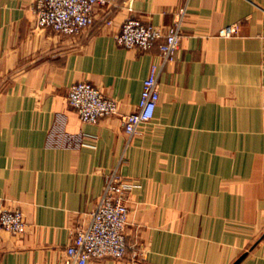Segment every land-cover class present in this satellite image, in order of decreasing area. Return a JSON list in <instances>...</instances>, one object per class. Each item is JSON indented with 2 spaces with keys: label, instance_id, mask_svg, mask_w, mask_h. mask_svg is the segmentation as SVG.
I'll use <instances>...</instances> for the list:
<instances>
[{
  "label": "crops",
  "instance_id": "obj_1",
  "mask_svg": "<svg viewBox=\"0 0 264 264\" xmlns=\"http://www.w3.org/2000/svg\"><path fill=\"white\" fill-rule=\"evenodd\" d=\"M38 1L0 0V210L27 224L0 232V264H62L114 173L130 186L127 252L99 264H264V0H104L78 38L39 28ZM184 5L153 119L129 140L121 117L160 42L139 52L116 36L128 19L167 32ZM78 82L118 115L82 122L66 99Z\"/></svg>",
  "mask_w": 264,
  "mask_h": 264
},
{
  "label": "built area",
  "instance_id": "obj_2",
  "mask_svg": "<svg viewBox=\"0 0 264 264\" xmlns=\"http://www.w3.org/2000/svg\"><path fill=\"white\" fill-rule=\"evenodd\" d=\"M103 2L104 0H39L33 12L34 21L39 28L78 38L93 27L95 9ZM186 14L187 5L178 8L167 32L159 26L128 19L116 36L119 47L139 52H146L152 44L160 42V65H153L143 81L136 112L121 117L129 140L137 134L141 125L150 123L153 119L159 102V76L162 68L173 60L179 48ZM109 23L108 20L107 24ZM233 31L232 28H227L224 31L225 37H230ZM66 99L79 119L85 123L93 124L103 118L118 115L115 100L107 98L97 87L87 82L70 86ZM129 189L130 186L124 184L116 173L108 178L94 210L77 218L62 264H99L105 258L119 259L126 255ZM26 226L21 210H0V232L4 236L20 239L26 232Z\"/></svg>",
  "mask_w": 264,
  "mask_h": 264
}]
</instances>
